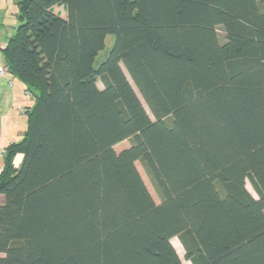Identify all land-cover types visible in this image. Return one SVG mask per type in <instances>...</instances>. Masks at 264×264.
Returning a JSON list of instances; mask_svg holds the SVG:
<instances>
[{"label": "trees", "instance_id": "1", "mask_svg": "<svg viewBox=\"0 0 264 264\" xmlns=\"http://www.w3.org/2000/svg\"><path fill=\"white\" fill-rule=\"evenodd\" d=\"M17 5L2 53L34 105L4 153L0 264H183L174 238L191 264H264V0Z\"/></svg>", "mask_w": 264, "mask_h": 264}, {"label": "crops", "instance_id": "2", "mask_svg": "<svg viewBox=\"0 0 264 264\" xmlns=\"http://www.w3.org/2000/svg\"><path fill=\"white\" fill-rule=\"evenodd\" d=\"M54 11L66 18L63 7H55ZM19 9L17 0H0V69H5L2 51L14 36L18 23ZM34 105L33 97L27 87L17 78L0 74V174L4 169V153L14 143L20 142L27 130L26 110ZM23 155L18 154L14 165L18 168ZM3 197L0 196V203Z\"/></svg>", "mask_w": 264, "mask_h": 264}, {"label": "rangeland", "instance_id": "3", "mask_svg": "<svg viewBox=\"0 0 264 264\" xmlns=\"http://www.w3.org/2000/svg\"><path fill=\"white\" fill-rule=\"evenodd\" d=\"M219 33V40L221 41V43L224 41V33L222 32V30H219L218 31ZM115 42V36H112V35H109L107 38H106V46H105V49L98 55L97 59H96V63H95V68H99L100 65L106 61L112 47H113V44ZM123 68V71L125 72V74L127 75L130 83L132 84L134 90L136 91L138 97L140 98V100L142 101L143 103V106L144 108L146 109L148 115L150 116V118L152 120H154L152 114L150 113L148 107L146 106V104L144 103L142 97L140 96L138 90L135 88V86L133 85L131 79L129 78V75L127 74L126 70L124 69V67L122 66ZM97 86L100 90H103L104 89V86L103 84L101 83L100 80L97 81ZM131 146V141L130 140H127L123 143H120L118 145H116L114 147V150L116 153H120L121 151L129 148ZM136 167L148 189V191L150 192L152 198L154 199L155 203L156 204H160L161 201H160V197H159V194L157 192V190L155 189L154 185H153V182L151 181L150 177L148 176L147 172L145 171L144 167L141 165L140 162H137L136 163ZM246 187L248 189V191L252 194L253 197L257 198V195L253 189V187L251 186L250 182L247 181L246 183ZM172 245L173 247L175 248L176 252L178 253V256L180 257L181 261L183 264H191L189 261H186L185 260V250L183 248V246L181 245L180 241L178 238H174L172 239Z\"/></svg>", "mask_w": 264, "mask_h": 264}, {"label": "built area", "instance_id": "4", "mask_svg": "<svg viewBox=\"0 0 264 264\" xmlns=\"http://www.w3.org/2000/svg\"><path fill=\"white\" fill-rule=\"evenodd\" d=\"M0 74L3 75V76L11 77V75L5 69H0Z\"/></svg>", "mask_w": 264, "mask_h": 264}]
</instances>
